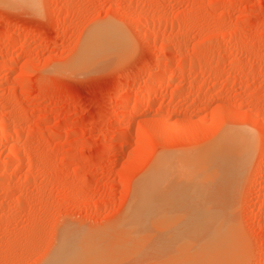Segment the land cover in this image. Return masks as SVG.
Instances as JSON below:
<instances>
[{
  "label": "rangeland",
  "instance_id": "374dc122",
  "mask_svg": "<svg viewBox=\"0 0 264 264\" xmlns=\"http://www.w3.org/2000/svg\"><path fill=\"white\" fill-rule=\"evenodd\" d=\"M35 1L0 2V264H43L65 226L98 236L101 264H264V0ZM104 25L127 41L79 68ZM225 131L255 138L223 204L231 241L161 247L139 186Z\"/></svg>",
  "mask_w": 264,
  "mask_h": 264
},
{
  "label": "bare ground",
  "instance_id": "6f19581e",
  "mask_svg": "<svg viewBox=\"0 0 264 264\" xmlns=\"http://www.w3.org/2000/svg\"><path fill=\"white\" fill-rule=\"evenodd\" d=\"M4 1L7 3L15 2L17 5H29V7H34L36 4L35 0H0L3 4ZM104 26L94 27L95 29H91V33L86 35L87 40L85 39L86 43L84 42L86 45L82 46L83 52L80 50V60L78 61L79 57L77 59L79 68H82L81 65L86 67L87 63L93 64L92 61L100 58L102 52L123 47L124 39L126 40L123 31L111 25ZM125 46L127 45L125 44ZM117 50L119 52L124 49ZM109 52L108 54H110ZM9 59L13 62L15 57L10 56ZM172 78L173 75L170 74L161 77L160 81H167L168 83ZM152 81L150 86L144 88L145 94L149 96L145 98L141 95L135 99L133 102L135 108L154 101V96H151L150 93L154 91L156 83L154 84V80ZM120 103L127 106L130 99L122 98ZM133 119L134 113L132 112L129 116H124L122 121L131 123ZM128 129L130 127L126 128L124 133L129 132ZM219 138L216 143L203 151L200 150L201 152L196 155H191L192 157L189 158L185 156L186 161L184 158L176 160L175 157L161 156L160 163H156V167L147 175L145 181H142V186H139L142 193L140 196L143 200L141 203L147 210L143 216L146 217L148 214V223H156L159 226L162 232L159 237L160 246L171 249L174 253L186 251L187 248L202 251L203 254L216 253L225 248L232 239L234 230L231 233L230 228L232 226L229 228L225 222L223 204L236 189L238 179L245 170L246 161L253 153L255 138L248 131H225ZM172 158L176 161H173ZM137 195L139 196V194ZM157 217L158 219H156ZM144 221L145 224L146 220ZM72 228L65 226L62 229L53 252L46 257L45 261L43 260V264H101L99 255L105 250V247L97 239L98 236L97 238L92 236L94 237L92 238L91 235L82 232V230ZM183 258L185 257L183 256ZM196 262L198 261L196 260ZM201 264L214 263L206 260Z\"/></svg>",
  "mask_w": 264,
  "mask_h": 264
}]
</instances>
